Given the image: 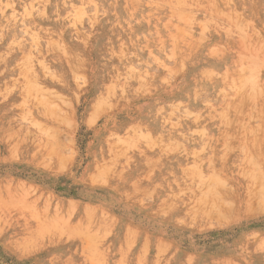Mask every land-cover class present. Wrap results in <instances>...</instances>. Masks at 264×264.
Listing matches in <instances>:
<instances>
[{
  "label": "rangeland",
  "instance_id": "rangeland-1",
  "mask_svg": "<svg viewBox=\"0 0 264 264\" xmlns=\"http://www.w3.org/2000/svg\"><path fill=\"white\" fill-rule=\"evenodd\" d=\"M222 1L0 0V264H264V0Z\"/></svg>",
  "mask_w": 264,
  "mask_h": 264
},
{
  "label": "bare ground",
  "instance_id": "bare-ground-1",
  "mask_svg": "<svg viewBox=\"0 0 264 264\" xmlns=\"http://www.w3.org/2000/svg\"><path fill=\"white\" fill-rule=\"evenodd\" d=\"M148 1H150V0H148ZM159 1V0H158ZM162 1V0H161ZM180 1V0H179ZM195 1V0H194ZM199 1V0H198ZM216 1V0H215ZM222 1V0H221ZM156 2V1H155ZM222 2H224V1H222ZM173 3V2H172ZM174 3H175V1H174ZM196 3H198V2H196ZM200 3V2H199ZM218 3V2H217ZM175 4H177V3H175ZM209 4V3H208ZM235 4V3H234ZM211 5V4H210ZM225 5V4H224ZM171 6V5H170ZM175 6V5H174ZM202 6V5H201ZM212 6V5H211ZM253 6V5H252ZM251 6V7H252ZM263 6V5H262ZM217 7V6H216ZM224 7V6H223ZM70 8V7H69ZM212 8H214L213 6H212ZM230 8V7H229ZM245 8V7H244ZM254 8V7H253ZM264 8V7H263ZM206 9V8H205ZM13 10V9H12ZM195 10V9H194ZM197 10V9H196ZM204 10V9H203ZM211 10V9H210ZM215 10V9H214ZM219 10V9H218ZM235 10V9H234ZM250 10V9H249ZM258 10H259V7H258ZM193 11V10H192ZM212 11V10H211ZM203 12V11H202ZM209 12V11H208ZM246 12V11H245ZM260 13V12H259ZM193 14V13H192ZM197 15H198V13H196ZM208 14V13H207ZM227 14V13H226ZM250 14H251V12H250ZM252 14H254V13H252ZM201 15V14H200ZM199 15V16H200ZM211 15V14H210ZM219 15H221V14H219ZM230 15H232L231 13H230ZM235 15V14H234ZM247 15V14H246ZM205 16V15H204ZM254 16V15H253ZM260 16V15H259ZM198 17V16H197ZM218 17V16H217ZM216 17V18H217ZM231 17H233V15L231 16ZM252 17V16H251ZM250 17V18H251ZM27 18V17H26ZM31 18V17H30ZM203 18V17H202ZM209 18V17H208ZM257 18V17H256ZM198 19H200V18H198ZM214 19V18H213ZM222 19V18H221ZM46 21V20H44V19H41L40 21ZM192 20V19H191ZM223 20H225V19H223ZM229 20V19H228ZM245 20V19H244ZM259 20V19H258ZM231 22V21H230ZM48 23V22H47ZM46 23V24H47ZM109 23V22H108ZM212 23V22H211ZM232 23H234V22H232ZM219 24V23H218ZM251 24V23H250ZM249 24V25H250ZM253 24V23H252ZM233 25V24H232ZM245 25V27H246V24H244ZM234 26V25H233ZM196 28V27H195ZM252 28V27H251ZM175 29V28H174ZM250 29V28H249ZM198 30V29H197ZM208 30V29H207ZM233 30V29H232ZM246 30V29H245ZM259 30V29H258ZM264 30V29H263ZM7 31V30H6ZM174 31H176V30H174ZM209 31H210V29H209ZM235 31H236V29H235ZM207 32V31H206ZM210 32H212V31H210ZM248 32V31H247ZM251 32V31H250ZM253 32V31H252ZM190 33H192V32H190ZM220 33V32H219ZM240 33V32H239ZM254 33V32H253ZM107 34H108V32L106 31V32H104L103 34H102V38H101V42H102V45H103V49H104V54H105V59L108 57V55H107V50H108V46H107V42L105 41V39H106V36H107ZM149 34V33H148ZM169 34V33H168ZM194 34V33H193ZM208 34V33H207ZM211 34V33H210ZM217 34V33H216ZM237 34V33H236ZM246 34V33H245ZM150 35V34H149ZM173 35V34H172ZM189 35V34H188ZM196 35V34H195ZM198 35V34H197ZM165 36V35H164ZM180 36H183V33L180 35ZM185 36V35H184ZM252 36V35H251ZM177 37V36H176ZM238 37V36H237ZM191 38V37H190ZM217 38V37H216ZM119 39V38H118ZM168 39H169V37H168ZM178 39V38H177ZM229 39V38H228ZM227 39V40H228ZM240 39V38H239ZM167 40V39H166ZM183 40V39H182ZM222 40V39H221ZM247 40H249V37H248V39ZM178 41V40H177ZM180 42H181V39L179 40ZM230 41H233V40H231V38H230ZM175 42V41H174ZM225 42V41H224ZM239 42V41H238ZM241 42V41H240ZM251 42H253L252 40H251ZM176 43H178V42H176ZM182 43V42H181ZM196 43V42H195ZM200 43V42H199ZM198 43V44H199ZM221 43V42H220ZM232 43V42H231ZM254 43V42H253ZM157 44V43H156ZM169 44V43H168ZM209 44H211V43H209ZM225 44V43H224ZM13 45V44H12ZM172 45V44H171ZM179 45V44H178ZM182 45V44H181ZM188 45V44H187ZM192 45L193 44H191V47H192ZM201 45V44H200ZM215 45V44H214ZM236 45V44H235ZM248 45V44H247ZM257 45H258V43H257ZM118 46H120V45H118ZM173 46V45H172ZM171 46V47H172ZM207 46V45H206ZM205 46V47H206ZM225 46H226V44H225ZM224 46V47H225ZM228 46V45H227ZM243 46V45H242ZM152 47V46H151ZM177 47V46H176ZM188 48L190 47V45H188L187 46ZM237 47H238V45H237ZM254 47V46H253ZM195 48H196V46H195ZM222 48V47H221ZM243 48V47H242ZM247 48V47H246ZM250 48V47H249ZM257 48V47H256ZM56 49V48H55ZM197 49H199V50H201L200 48H198L197 47ZM223 49V48H222ZM146 50V49H145ZM158 50V49H157ZM198 50V51H199ZM224 50V49H223ZM242 50V49H241ZM176 51V50H175ZM190 51H191V49H190ZM197 51V52H198ZM235 51V50H234ZM245 51V50H244ZM251 51V50H250ZM158 52V51H157ZM194 52V51H193ZM210 52V51H209ZM241 52V51H240ZM173 53V52H172ZM236 53V52H235ZM252 53V52H251ZM109 54V53H108ZM161 54H162V52H161ZM187 54V53H186ZM194 54V53H193ZM232 54V53H231ZM192 55V54H191ZM236 55V54H235ZM212 56V55H211ZM215 56V55H214ZM213 56V57H214ZM219 56V55H218ZM131 57V56H130ZM150 57H152V56H150ZM165 57V56H164ZM244 58H245V56H244ZM136 59V58H135ZM188 59V58H187ZM246 59V58H245ZM184 60V59H183ZM125 61V60H124ZM250 61V60H249ZM233 62V61H232ZM41 63V62H40ZM39 64V63H38ZM239 64H240V61H239ZM41 65V64H40ZM163 65V64H162ZM223 65H224V62H216V63H212L211 64V66H210V68L211 69H214L215 71H217L218 73H220L221 71H222V69H223ZM236 65V64H235ZM39 66V65H38ZM197 66V65H196ZM263 66V65H262ZM236 67V66H235ZM229 68V67H228ZM234 69V68H233ZM245 69V68H244ZM263 69V68H262ZM127 71V70H126ZM166 71V70H165ZM231 72H232V70H231ZM245 72V71H244ZM243 72V73H244ZM260 72V71H259ZM27 73H28V71H27ZM166 73V72H165ZM183 73V72H182ZM233 73V72H232ZM184 74V73H183ZM236 74V73H235ZM242 74V73H241ZM26 75V74H25ZM211 75V74H210ZM240 75V74H239ZM244 75H245V73H244ZM201 76H203V75H201ZM214 76V75H213ZM219 76V75H218ZM231 76V75H230ZM234 77H236V76H234ZM213 78V77H212ZM224 78V77H223ZM23 79H25L26 80V76H24V78ZM206 79V78H205ZM258 79V78H257ZM28 80V79H27ZM27 80H26V82H27ZM224 80H226V79H224ZM233 80V79H232ZM238 81H239V79H237ZM256 80V79H255ZM219 81V80H218ZM221 81V80H220ZM264 81V80H263ZM214 82V81H213ZM256 82V81H255ZM262 83V82H261ZM221 84V83H220ZM231 84V83H230ZM259 83H257V85H258ZM30 85V84H29ZM222 85V84H221ZM247 86H248V84H246ZM245 85V86H246ZM264 85V84H263ZM226 86H228V84L226 85ZM30 87V86H29ZM35 87H37V86H35ZM257 87V86H256ZM264 87V86H263ZM100 87H96L95 86V88H94V91H97L98 89H99ZM149 88V87H148ZM237 88H238V86H237ZM262 88V87H261ZM29 89H31V88H28L27 87V90H29ZM192 89V88H191ZM224 89H225V87H224ZM244 90V89H243ZM245 92V91H244ZM224 93V92H223ZM239 93V92H238ZM249 93V92H248ZM264 93V92H263ZM157 94V93H156ZM202 94V93H201ZM219 94V93H218ZM222 94V93H221ZM229 94V93H228ZM232 94V93H231ZM235 93H233V95H234ZM240 94H241V91H240ZM239 94V95H240ZM257 94V93H256ZM220 95V94H219ZM218 95V96H219ZM242 95V94H241ZM258 95V94H257ZM262 95H264V94H262ZM217 96V95H216ZM236 96V95H235ZM243 96V95H242ZM246 96H248V94L246 95ZM251 96V95H250ZM226 97H227V95H226ZM261 97V96H260ZM259 97V98H260ZM236 98V97H235ZM243 99V98H242ZM247 99V98H246ZM251 99V98H250ZM253 99V98H252ZM255 99V98H254ZM234 99H232V101H233ZM226 101V100H225ZM239 101V100H238ZM250 101V100H249ZM215 102V101H214ZM231 102V101H230ZM228 103V102H227ZM234 103V102H233ZM240 103H241V100H240ZM239 103V104H240ZM213 104V103H212ZM254 104V103H253ZM233 105V104H232ZM231 105V106H232ZM242 105H243V103H242ZM264 105V104H263ZM203 106H204V104H203ZM221 106V105H220ZM230 106V105H229ZM234 106H235V104H234ZM258 106V105H257ZM226 107V106H225ZM255 107V106H254ZM263 107V106H262ZM206 108V107H205ZM232 108V107H231ZM154 109V108H153ZM153 109H146V108H144V109H141L140 110V114H141V116H145L146 118H147V122H148V126H152L153 128H155V131H157L158 130V128H159V120L156 118V119H154L153 117H148L147 116V114L149 113V111L151 110V111H153ZM228 110H229V108H227ZM236 109V108H235ZM246 109V108H245ZM254 109V108H253ZM226 110V109H225ZM243 110V109H242ZM261 110V109H260ZM203 111V110H202ZM258 111H259V109H258ZM262 111V110H261ZM264 111V110H263ZM226 112V111H225ZM201 113V112H200ZM215 113V112H214ZM221 114L223 113V112H220ZM219 113V114H220ZM228 113H229V111H228ZM238 113V112H237ZM230 114V113H229ZM246 114V113H245ZM250 114V113H249ZM214 115V114H213ZM227 115V114H226ZM242 115V114H241ZM259 115V114H258ZM194 116V115H193ZM205 116V115H204ZM211 116V115H210ZM215 116V115H214ZM245 116V115H244ZM264 116V115H263ZM188 117V116H187ZM209 118V117H208ZM228 118V117H227ZM233 118V117H232ZM231 118V119H232ZM221 119V118H220ZM229 119V118H228ZM243 119V118H242ZM202 120V119H201ZM214 120V119H213ZM217 120V119H216ZM227 120V119H226ZM240 120V119H239ZM246 120V119H245ZM261 120V119H260ZM218 121V120H217ZM221 121V120H220ZM249 121V120H248ZM161 122V121H160ZM211 122V121H210ZM227 122V121H226ZM240 122V121H239ZM196 123V122H195ZM225 123V122H224ZM261 123V122H260ZM194 124V123H193ZM245 124V123H244ZM220 125V124H219ZM219 125H217V126H219ZM222 125V124H221ZM207 126V125H206ZM238 126V125H237ZM240 126V125H239ZM255 126V125H254ZM194 127V126H193ZM228 127V126H227ZM234 127V126H233ZM242 127V126H241ZM244 127H246V126H244ZM261 127V126H260ZM208 128V127H207ZM239 128V127H238ZM243 128V127H242ZM241 128V129H242ZM247 128H248V126H247ZM246 128V129H247ZM259 128V127H258ZM222 129H223V127H222ZM236 129H237V127H236ZM240 129V128H239ZM193 130V129H192ZM218 130V129H217ZM234 130V129H233ZM228 131H230V130H228ZM248 131V130H247ZM258 131V130H257ZM192 132V131H191ZM196 132V131H195ZM238 132V134L240 133L239 131H237ZM260 132V131H259ZM206 133V132H205ZM226 133V132H225ZM231 133V132H230ZM243 133H244V131H243ZM242 133V134H243ZM188 134H189V132H188ZM218 134V133H217ZM221 134V133H220ZM235 134V133H234ZM255 134V133H254ZM262 134V133H261ZM195 135V134H194ZM193 136V135H192ZM196 136V135H195ZM225 136V135H224ZM253 136V135H252ZM251 136V137H252ZM204 137V136H203ZM180 138V137H179ZM233 138H235V136L233 137ZM260 138V137H259ZM218 139V138H217ZM238 139H240V138H238ZM247 139V138H246ZM250 139V138H249ZM252 139H254V137L252 138ZM256 139H258V138H256ZM262 139V138H261ZM192 140V139H191ZM215 140V139H214ZM225 140V139H224ZM251 140V139H250ZM222 141V140H221ZM195 142V141H194ZM200 142V141H199ZM212 142V141H211ZM218 143V142H217ZM237 143V142H236ZM242 143V142H241ZM244 143V142H243ZM249 143V142H248ZM192 144V143H191ZM215 144V143H214ZM223 144V143H222ZM247 144V143H246ZM216 146V145H215ZM219 146V145H218ZM246 149V148H245ZM222 150V149H221ZM205 153V152H204ZM232 156V155H231ZM242 162V161H241ZM244 162V161H243ZM249 171V170H248Z\"/></svg>",
  "mask_w": 264,
  "mask_h": 264
}]
</instances>
